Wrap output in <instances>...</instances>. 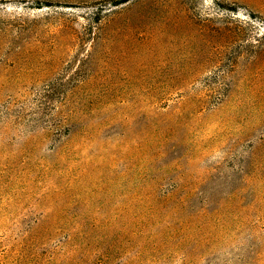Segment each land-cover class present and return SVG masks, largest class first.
I'll use <instances>...</instances> for the list:
<instances>
[{
  "label": "rangeland",
  "instance_id": "374dc122",
  "mask_svg": "<svg viewBox=\"0 0 264 264\" xmlns=\"http://www.w3.org/2000/svg\"><path fill=\"white\" fill-rule=\"evenodd\" d=\"M0 264H264V0H0Z\"/></svg>",
  "mask_w": 264,
  "mask_h": 264
}]
</instances>
